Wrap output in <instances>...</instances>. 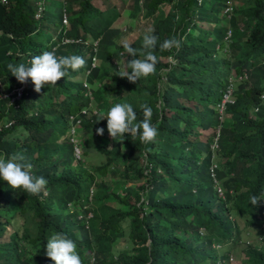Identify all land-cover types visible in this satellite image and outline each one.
<instances>
[{
  "label": "trees",
  "instance_id": "trees-1",
  "mask_svg": "<svg viewBox=\"0 0 264 264\" xmlns=\"http://www.w3.org/2000/svg\"><path fill=\"white\" fill-rule=\"evenodd\" d=\"M51 1L39 17L46 0L0 1L2 91L21 84L10 63L28 66L44 51L86 61L39 93L29 80L14 104L0 97V123L12 121L0 130V158L22 154L48 181L31 195L0 180V264H54L44 248L56 233L75 242L82 264H225L245 234H257L237 264H264V201L250 202L264 192V0H231L239 6L230 18L229 0H130L122 11L111 0L104 8L99 0ZM162 4L169 10L160 17ZM121 16L126 27L115 25ZM142 19L153 21L146 33L158 37V63L131 83L116 76L118 63L131 71L125 43L143 58L133 39ZM173 36L183 38L180 50H162ZM228 87L234 102L219 114ZM116 103H130L136 123L140 105L152 107L153 143L129 134L112 140L98 119ZM94 154L104 160L90 163Z\"/></svg>",
  "mask_w": 264,
  "mask_h": 264
},
{
  "label": "clouds",
  "instance_id": "clouds-1",
  "mask_svg": "<svg viewBox=\"0 0 264 264\" xmlns=\"http://www.w3.org/2000/svg\"><path fill=\"white\" fill-rule=\"evenodd\" d=\"M182 40V37L173 36L160 44V48L169 51L175 49L178 52L182 46ZM157 41L158 37L154 34L146 33L143 36L142 59L138 58L139 51L136 48L125 43L123 47L128 56L131 57L127 61V68L131 71L119 67L116 76L126 77L129 82L136 83L141 78H147L154 74L158 58L153 54V49L157 46ZM169 58V62L173 63L172 58ZM29 63L30 66L24 64L17 66L10 63L7 67L18 82L24 84L30 80L34 85V91L39 93L45 86L53 87L57 85L61 78L68 75L69 70L79 71L85 66L86 61L78 55L58 58L54 52L44 51L42 54L32 57ZM140 107L143 111V119L138 123H136V112L130 103H116L106 114L100 115L98 121L107 120V132L114 141L122 142L125 139V134H129L131 137H138L142 144L153 143L158 135L157 126L152 123L153 109L148 104H141ZM97 134L103 135L104 128L97 129ZM216 135L215 131V137ZM217 147L214 150L210 147L211 151H215ZM214 164L217 166L216 162H212L211 165ZM32 167V164L26 162V158L22 154H13L7 160L0 158V180L6 181L13 190L39 195L46 188L48 181L43 176L34 175ZM217 181L216 178H213L217 192L223 197L221 190H218L219 184ZM260 201H264V192H261L259 196L253 195L250 197L253 206L258 205ZM44 250L46 257L54 261V264H82L75 242L65 234H53L47 241ZM229 257L227 260L221 259L220 263H228ZM93 261L94 258H92L90 264Z\"/></svg>",
  "mask_w": 264,
  "mask_h": 264
},
{
  "label": "rangeland",
  "instance_id": "rangeland-1",
  "mask_svg": "<svg viewBox=\"0 0 264 264\" xmlns=\"http://www.w3.org/2000/svg\"><path fill=\"white\" fill-rule=\"evenodd\" d=\"M109 0H99V1H95L96 5H100L102 8L104 7H107L108 6V2ZM52 2L51 0H46L45 2V8L47 10L50 11L51 7H52ZM111 3H115L116 5H118L120 11H122L125 7H129L130 6V0L127 1V3H121L119 0H111L110 1ZM142 5L143 2H142ZM201 5V3H200ZM238 7L239 5L238 4H234V9L235 7ZM158 12H157V16H160V17H163V15H165L168 10H169V4H162L161 6L158 7ZM138 23V22H137ZM115 25H119L121 27H126L127 26V23L125 21V17L124 16H121L120 18H118L115 22ZM139 25V28L136 29V35L134 36L133 39H135V41H139V43L142 45L143 43V39L140 38L141 35H144L146 32L150 31L152 28H153V21H150L148 19H142V21L138 23ZM139 37V38H138ZM169 61V59H168ZM118 66L122 67L124 69V65L123 63L119 62L118 63ZM83 134V133H81ZM198 139H201V140H206V136L203 135L201 132H200V135H198ZM95 156H92V160L90 159V163H98L102 160H104V158H100L99 155L97 154H94ZM192 165V164H190ZM215 168V167H214ZM125 186V185H124ZM219 190H221V192L223 193V188L221 187V185H219ZM241 221V220H240ZM257 234H245L243 239H242V244L237 247L234 251H229L228 253V256H230L232 258V260H229L228 263H225V264H237V259H238V254L241 252V248L244 246V245H248V243H253V244H256L258 243V238H255ZM124 245V241L123 239H119L118 240V245L119 247L123 246ZM215 248L217 249L216 251H219V250H222L223 247H221V244H218V245H215ZM90 261H92V257L90 258Z\"/></svg>",
  "mask_w": 264,
  "mask_h": 264
},
{
  "label": "built area",
  "instance_id": "built-area-1",
  "mask_svg": "<svg viewBox=\"0 0 264 264\" xmlns=\"http://www.w3.org/2000/svg\"><path fill=\"white\" fill-rule=\"evenodd\" d=\"M1 3L5 4L7 3V0H0ZM202 0H198V3H201ZM45 5L43 3H40L38 2V6H37V10H36V13H35V17H39L41 15V13L43 11H45ZM234 10V6H233V3L231 0H229L227 2V6L225 7L224 9V13L226 15L227 18H230L232 12ZM63 23L66 24L67 23V18L65 17V15L63 16ZM231 35V30H228L227 33H226V39H228ZM65 42L69 41L68 39H65L64 40ZM94 60V58H93ZM170 60V58H169ZM30 66V64L28 65ZM240 78V77H239ZM28 83V82H27ZM27 83H24V84H20L18 87L14 88L11 92L9 93H6L4 90L2 91L1 90V84H0V97H6L8 95H11V100H10V104H14L16 102V100L20 99L24 90H25V87L27 85ZM84 86L87 87L86 83H84ZM232 95V89L231 87H228V89L226 90L225 94L223 95L222 99H221V102L218 104V112L219 114H222V112H224V109H225V106L228 104V103H233L234 100L232 99L231 97ZM85 112V111H83ZM221 119V117H220ZM12 123V121H5L3 123H0V130L2 128H7L8 126H10V124ZM216 137H215V141L214 143L212 144L211 148L214 150L216 147H217V141H218V137H219V126L217 127L216 129ZM75 155L77 157H79V150L78 148L75 146ZM216 167V164L213 165V168ZM213 175V174H212ZM219 190V188H218ZM229 260H232L231 257H229Z\"/></svg>",
  "mask_w": 264,
  "mask_h": 264
}]
</instances>
